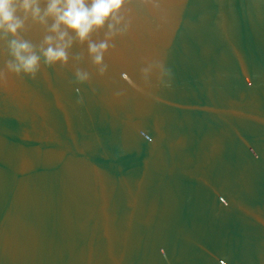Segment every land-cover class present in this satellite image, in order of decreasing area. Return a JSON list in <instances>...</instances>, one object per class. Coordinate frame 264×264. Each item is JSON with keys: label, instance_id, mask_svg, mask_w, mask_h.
I'll use <instances>...</instances> for the list:
<instances>
[{"label": "water", "instance_id": "1", "mask_svg": "<svg viewBox=\"0 0 264 264\" xmlns=\"http://www.w3.org/2000/svg\"><path fill=\"white\" fill-rule=\"evenodd\" d=\"M121 15L103 74L0 61V264H264V0Z\"/></svg>", "mask_w": 264, "mask_h": 264}, {"label": "clouds", "instance_id": "2", "mask_svg": "<svg viewBox=\"0 0 264 264\" xmlns=\"http://www.w3.org/2000/svg\"><path fill=\"white\" fill-rule=\"evenodd\" d=\"M127 0H0V61L17 76L35 78L41 66L49 67L79 61L72 55L75 45H87V56L103 74L107 66L105 53L109 39L124 30L122 8ZM29 24L39 25L44 34L39 43L26 39L23 33ZM105 32V39L94 34ZM78 83L88 82L83 69L74 73ZM4 70L0 68V78Z\"/></svg>", "mask_w": 264, "mask_h": 264}]
</instances>
